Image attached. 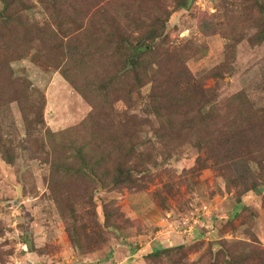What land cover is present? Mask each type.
Listing matches in <instances>:
<instances>
[{"label":"rangeland","instance_id":"obj_1","mask_svg":"<svg viewBox=\"0 0 264 264\" xmlns=\"http://www.w3.org/2000/svg\"><path fill=\"white\" fill-rule=\"evenodd\" d=\"M177 2L0 0V264H264V0ZM160 10L168 53L195 51L161 81L180 102L170 118L152 109L153 81L128 100L117 82L92 91L94 57L62 51L107 17L130 27ZM99 145L110 168L134 148L133 183L55 170Z\"/></svg>","mask_w":264,"mask_h":264},{"label":"trees","instance_id":"obj_2","mask_svg":"<svg viewBox=\"0 0 264 264\" xmlns=\"http://www.w3.org/2000/svg\"><path fill=\"white\" fill-rule=\"evenodd\" d=\"M1 1L6 11L8 8L14 7L16 1L19 0ZM188 1L189 0H178L177 8L171 12L174 13L180 9L187 8ZM171 12L164 13L160 10L157 14L146 16L145 22H142V18L140 17L134 18L135 20L130 27L120 22L118 24L116 21H112L110 17H107L104 24L99 29L97 23L94 31L92 28L86 27L84 33L81 34L85 36V39L75 40L72 38V40L65 42L63 44L64 46H62V51L66 49L69 50L71 63L75 60L82 61L90 55L94 57V60H92V67L89 65L90 61L83 60V62H81L82 66L89 65L91 69L93 78L91 84L94 87L91 89L92 91L95 89L102 91L100 88L103 87L104 82H112L113 84L117 82L121 84L123 88H126L123 91L125 94L124 99L128 100L129 97L139 91L144 85L153 81V88L147 97L150 100L149 102L152 105V109L155 113H163L158 116L167 115L170 118L172 117L170 113L171 106H175L174 104H179L180 102L179 98H171V94L162 89L161 81L171 76H168L167 73L172 71L175 73L176 70L182 69L184 64L183 61L190 58L195 53L192 49L190 53L185 51L184 54L182 53L177 56H171V54L168 53L166 44L169 42L168 29L172 16ZM2 15L3 14L0 13V17ZM83 25L84 23L82 26ZM262 33L260 40H264V29ZM82 40L85 41L87 45L79 49L77 43ZM107 51H110L111 55H108ZM73 52L76 54L74 55ZM69 54L64 55L67 56ZM95 60H100V63L94 64L93 61ZM154 65L160 67L155 75L151 72ZM72 72L74 71L70 65V67L68 66V68L63 70L62 74L69 81L73 82L74 79H76V74L72 75ZM80 76L85 81H90L88 77H85L86 73L84 69ZM99 76L101 77L98 79ZM103 76L105 78L104 81ZM215 77H219V74L216 73ZM98 85L101 86L99 87ZM104 87H106V85H104ZM76 89L80 88L76 87ZM107 93L110 98L111 93L109 91ZM82 94L86 99L87 93L82 91ZM216 110L214 106L211 107L209 113L205 114L202 118L209 116L211 118L214 117L216 115ZM38 119H42L41 115ZM160 139L162 140L163 136H160ZM169 139L172 141L171 138ZM168 142V137H166L163 143ZM89 147L90 150H86L85 147L80 148L76 155H72L71 158L66 159L64 162L66 168L63 170L59 167L60 162H53L55 170L58 172L64 171L67 174L72 173L75 178L83 175L99 185V187L102 186L108 190L119 189L123 185L133 183L134 177L132 167L131 165L129 166L128 162V159H132L135 156L133 147L128 148L124 156L117 159L116 163L114 162L112 168L108 167L111 158L110 154H107V147L105 148L106 151H102L100 154L97 153V150L101 148V145ZM122 149L123 148H121V151ZM124 160L127 161L124 162ZM74 161L79 163L77 168L71 166ZM184 249L182 245L159 249L151 253V256L154 259H160L166 254L170 257L175 253L174 255L176 257V255H178L176 252L183 254ZM179 256L180 254L178 258ZM231 264H239V262L234 261V263Z\"/></svg>","mask_w":264,"mask_h":264}]
</instances>
